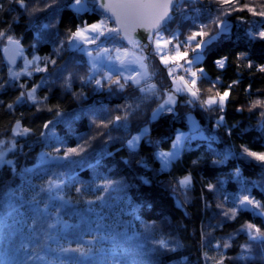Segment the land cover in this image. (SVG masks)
<instances>
[{"label": "trees", "instance_id": "obj_1", "mask_svg": "<svg viewBox=\"0 0 264 264\" xmlns=\"http://www.w3.org/2000/svg\"><path fill=\"white\" fill-rule=\"evenodd\" d=\"M91 1L90 9L77 11L74 0H0V140L15 144L10 163L0 167V264H47L59 254L71 264H264V245L249 241L245 227L264 231V162L244 151L264 152V40L250 35L264 30V17L249 11L264 9V0H190L194 6L175 16L173 37L189 56L205 41L194 64L199 92L176 90L171 111L162 108L157 118L178 82L161 51L147 54L155 87L141 91L147 86L123 74V88L104 78L96 85L102 71L71 47L72 32L107 16ZM217 16L226 32L212 22ZM201 25L207 35L188 42ZM9 37L36 59L30 73L11 75L2 55ZM21 67L22 59L14 69ZM225 92L224 106L199 101V93ZM189 113L205 137L190 129ZM17 122L29 131L17 134ZM147 125L138 148L130 147L128 140ZM179 132L186 134L183 146L165 166L157 153L170 149ZM59 156L66 161H54ZM185 177H191L187 186L180 183ZM48 181L59 187L49 190ZM107 181L114 183L105 191ZM243 196L260 207L241 206ZM77 244L94 254L58 251Z\"/></svg>", "mask_w": 264, "mask_h": 264}, {"label": "rangeland", "instance_id": "obj_2", "mask_svg": "<svg viewBox=\"0 0 264 264\" xmlns=\"http://www.w3.org/2000/svg\"><path fill=\"white\" fill-rule=\"evenodd\" d=\"M89 1L90 2H88V0H85L86 7L84 10L90 9L92 1L91 0H89ZM93 1H96V0H93ZM177 2H178V4L172 12L173 19L171 18V21L168 24V28H166V29L163 28V29L159 30L160 35L163 37V39L160 41V48L159 49H157V46H156V34L152 38H150L151 47L149 50L146 46L142 45L138 41H132V42L124 43L119 36L112 35V32L108 31L109 29H115V24H114V22H111L107 16H104V15H103L101 20L94 23V24H99L100 21H104V26H103L104 27V35L100 36L99 39L95 40V43H83V41H81V40H71V47L75 48V49H79L86 54L88 61L91 63V66H92L91 68L93 70L98 71V72L102 71V72H100L101 75H98L97 77H95L94 80H101L102 82H103V78L108 80L107 74H109V73L111 74V78L112 79L115 78V80H116V79H120L121 75L123 74V76H125L126 78L130 77V76L136 77V79L140 80V83L147 86L148 89L152 85V83L150 84V82L152 80V76H150V67L148 64L149 55H147V54L148 53L151 54V51H154V50L155 51L156 50L161 51L163 53V54H161V58L164 57L165 59H167V63L170 65L169 66V75L170 76L172 75L171 78L174 80H177L178 82L173 84L174 91L166 92V94L164 96V102H162L160 104L159 108L153 114L154 118H157L159 116L161 109H162L161 106H163V109L165 108V110L169 109V108L172 109L173 105L177 101L176 90L178 88L180 90L183 89L184 91H187L191 97L193 96L192 92H196L197 94L199 92L198 89L196 88V82H197L198 75H199L200 71L198 72L196 70V68L194 67V64H195V62L199 61L200 58H202L204 44H202L199 48H196V52H194L192 56H189L188 51L183 50V48H184L183 41L178 40V39L176 40L173 37V29L172 28L175 26V20H174L175 16L177 15V17H180L182 14L186 13L188 10H190L194 6L193 4H190V0H177ZM96 5H97V1H96ZM84 10H81V11H84ZM194 11H197V10H194ZM200 11H202V10L199 9V13H200ZM196 13H198V12H196ZM90 25H92V24H90ZM87 26L88 25L83 26L79 29H83ZM87 35L89 36V38H94L96 35H98V33H93L91 31H89L87 33ZM165 41H171V43L166 44ZM135 42H138V46H136ZM5 43L2 44V48L4 47ZM73 45H78V47H75ZM176 45H180L179 51L181 53H187V55L184 56L183 58H177L176 57V48H175ZM100 49H108L109 51L108 52H102V53H100L99 56H97V52ZM117 49H120L121 51L117 52L116 51ZM124 50H127V56L126 57H125ZM146 50H148V53L146 52ZM89 51L92 53L91 56L88 55ZM117 56L124 58L123 64H121L120 60L116 59ZM109 57H111V59H109ZM135 57H142L143 58L142 63L147 66L146 70L144 68H141L140 63H131V61ZM21 59H22V67L18 70H15L13 68V70H11L12 76H19L22 73H25V74L30 73L31 66H32L31 64H33V62L36 61V59L31 60L24 53H22ZM189 61H191V63H189ZM94 62L96 64L95 67H93ZM178 65H179L180 69H179V67H177V70L173 68L174 66H178ZM145 72H146V74H145ZM192 73H195L196 75L193 76ZM177 78H179V79H177ZM181 78H183V79H181ZM129 80H131V79H129ZM193 81H195L194 84H193ZM191 85H192V87H191ZM189 89H191V91H189ZM169 96L173 97L174 102L165 103L166 101H168ZM220 96H223V94L218 95V96H216V95L203 96V95H201V93H199V101H206L209 97H212L213 99L216 100V103H213L211 105L205 104L206 106H213V105L224 106L227 97L221 103L220 102ZM188 115H189L188 122L190 125V129H192L193 131L196 132L201 127L200 122L197 119L195 114L189 113ZM202 130H204V128ZM148 131H150V125L145 126L142 129V131H140L138 133L136 132V134L133 137L138 136V137H140V139L135 142L134 148H138L140 141L142 140L143 136ZM15 132L16 133L18 132L17 126L15 128ZM205 134H206L205 130L204 131L198 130L196 133V136L205 137ZM177 136H180L181 140H180L178 146L176 148H174L173 145L176 143ZM177 136L173 140L171 148L163 151L164 153H173L174 154L173 156H176L180 152V150L183 146L186 134H185V132H179ZM133 137L131 139H129L128 142L130 140H132ZM128 145H129V143H128ZM14 147H15L14 140H6V139L0 140V153L3 154L2 156H0V167L3 164L9 162L7 156H8V153L10 152V150H12ZM159 153H161V151H159L157 153V155ZM158 157H159V155H158ZM159 159L161 160V158H159ZM169 163H170V160H169L167 165H169ZM60 261H63V264H71L68 260H65L60 254L55 259L51 260L50 263L47 262V264H60Z\"/></svg>", "mask_w": 264, "mask_h": 264}, {"label": "snow or ice", "instance_id": "obj_3", "mask_svg": "<svg viewBox=\"0 0 264 264\" xmlns=\"http://www.w3.org/2000/svg\"><path fill=\"white\" fill-rule=\"evenodd\" d=\"M19 2L23 5L24 4V0H19ZM230 0H218V3L220 4H226L229 3ZM173 5V0H107V3L101 2L99 4V6L103 9H105L106 11L111 12L117 19V23L121 24L124 29H125V36H128V28L129 26H131L133 29L136 26H140V27H145L149 30H155L156 31V46L157 49L160 48V41L163 39V37L160 35L159 29L161 24L166 23L168 19H170L169 17V11L171 6ZM73 7L76 8L77 11H81L84 10L86 5H85V0H74V4L72 5ZM245 7H248L247 5H245ZM249 11H252L254 14L259 15L264 17V9H262L259 12H256V10L254 8H249ZM219 22L218 26L220 28L221 32H226L228 30V27L226 25V22L224 20H221L219 16L216 17L215 21H212L213 23ZM104 21H100L99 24H92V25H88L87 27L83 28V29H78L75 32L71 33L70 36V40H81L83 41V43H95V40L99 39L100 36L104 35ZM205 26L201 25V31L200 32H194L192 33L191 36H189L188 42H191L192 40H194L197 36H205L207 35V33H205L203 31V28ZM91 31L93 33H98V35H96L94 38H89V36L87 35V33ZM108 31L110 32H118L120 31V29H109ZM219 34V33H218ZM250 35L258 37L259 39L264 40V30H261L257 33H250ZM130 39V38H129ZM9 42L10 43H14L18 45V41H12L11 37H9ZM130 42L131 39H130ZM136 46H138V42H135ZM165 43H171V41H165ZM205 41L200 40L197 42L196 47L199 48L202 44H204ZM75 47H78V45H73ZM176 57L177 58H183L184 56L187 55V53H181L179 51L180 49V45H176ZM108 49H100L97 52V56L100 55V53L102 52H108ZM117 52H120V49L116 50ZM193 51H195V49H193ZM125 52V57L127 56V50H124ZM88 55L91 56L92 53L89 51ZM109 59H111V57H109ZM117 60H120L121 64L124 63V58L117 56L116 57ZM142 57H135L131 63H140L141 68H144L146 70L147 66L144 65L142 63ZM162 59H164V62L167 63V59H165L164 57H162ZM189 63H191V61H189ZM218 64H220V66H223V61H217ZM96 64L95 62L93 63V67H95ZM39 70V69H38ZM146 74V72H145ZM15 75V74H14ZM108 75V82H109V86L112 83L118 84L120 88L124 87L123 83H120V81L117 79L115 81H113L111 79V74H107ZM193 76H195V73H192ZM91 79V78H90ZM126 79H131L133 80L136 84L140 83V80L136 79V77H127ZM183 79V78H181ZM195 83V81H193V84ZM95 84L98 86H102V81L101 80H95ZM155 85H151L150 88H154ZM149 89H141V91H147L150 90ZM180 89L178 88L177 91H179ZM189 91H191V89H189ZM35 89H32L31 92L28 93V96L35 100ZM193 96H196L197 93L196 92H192ZM228 93L225 92L223 94V96H220V102L222 103L224 101V99L227 97ZM24 96V93H21V97ZM18 99H20L18 97ZM170 102H174V99L172 96H169L168 101H166L165 103H170ZM202 103L211 105L213 103H216V100L213 99L212 97H209L206 101H202ZM9 107H11V105H9ZM163 108V106H161ZM167 111H171V109H166ZM122 119V117L120 116H116L115 120L116 121H120ZM104 127H107V124H103ZM45 127H47V125H45ZM17 129L18 132L17 134H21V133H27L29 131V129L24 128L22 130H20L19 128V122H17ZM140 137H133L132 140H130L129 146L134 148L135 147V142L137 140H139ZM181 140L180 136H177L176 138V143L173 145L174 148H176L179 144ZM78 151H83V148H70L68 149V153H77ZM244 151L247 153V155L256 158L257 160H260L262 162H264V152L262 153H257V152H252L248 149H244ZM3 154L0 153V156H2ZM159 158H161L163 164L165 166H167L170 158L173 157V153H164L161 152L158 154ZM10 163V162H8ZM191 181V177H185L183 180L180 181L181 185L187 186ZM114 183L112 181H107L106 182V186H105V191H107L108 187L111 186V184ZM53 187H59V183H54L52 181H48V189L50 190ZM211 187V186H210ZM43 191V189H42ZM77 191H80V189H77ZM62 199V197H61ZM97 199H102V197H97ZM239 204L241 206H247V205H251V204H255L256 207H260L259 202L254 201L252 199H250L248 196H243L240 200H239ZM238 211L237 208H233L230 209L229 212L234 216L235 213ZM229 212H225L224 215H229ZM49 227H54V225H49ZM249 232V241H258L261 245H264V231H261L258 228H255L254 225H246L245 226ZM254 229V231H253ZM45 240L50 239V237H48L47 235L44 237ZM93 240H95V237H93ZM158 243L164 247V248H168V243L164 240H160L158 241ZM225 248L229 247V244H224L223 245ZM251 243H246L245 245L242 246L244 252H250L251 251ZM21 248L24 250H27L28 245H21ZM58 251L60 253H77L79 255V257L81 258H88L90 256H92L93 253V248L92 247H85L82 244H77L76 247H59ZM29 259H43L42 256H38V255H30L28 257ZM241 259H246V256L242 255ZM60 264H63V261H60ZM217 264H223V260H219L217 261Z\"/></svg>", "mask_w": 264, "mask_h": 264}, {"label": "water", "instance_id": "obj_4", "mask_svg": "<svg viewBox=\"0 0 264 264\" xmlns=\"http://www.w3.org/2000/svg\"><path fill=\"white\" fill-rule=\"evenodd\" d=\"M96 1H97V5H96L97 9L100 12L106 14L107 16H109L111 18V20L115 24V29H120V31H118V32H112V35L120 36L121 40L125 43L130 42V39H131V41H138L142 45L146 46L148 48V50L150 49V47H151L150 38H152L156 34L155 30H149L145 27H140V26H136L133 29L131 26H129L128 36L126 37L125 36V29L121 24L117 23L116 17L111 12L106 11L105 9H103L99 6V4L101 2L107 3V0H96ZM176 4H177V0H173V5L171 6L170 11H169L170 19H168L166 23L161 24L159 30L165 28L170 23L171 17H172V12L175 9ZM11 39H12V41H18V45L14 44V43H10L9 39H8L6 41L3 49H2V55H3L5 62L11 68H14L18 65V63L20 62V60L22 58L24 46L22 45V43L19 40L13 39V38H11ZM148 50H146L147 53H148ZM66 159L67 158L64 156H59V157H56L54 161L65 162Z\"/></svg>", "mask_w": 264, "mask_h": 264}, {"label": "built area", "instance_id": "obj_5", "mask_svg": "<svg viewBox=\"0 0 264 264\" xmlns=\"http://www.w3.org/2000/svg\"><path fill=\"white\" fill-rule=\"evenodd\" d=\"M177 4H178V2H177ZM177 4H176V6H177ZM176 6H175V7H176ZM171 18L173 19V14H172V17H171Z\"/></svg>", "mask_w": 264, "mask_h": 264}]
</instances>
